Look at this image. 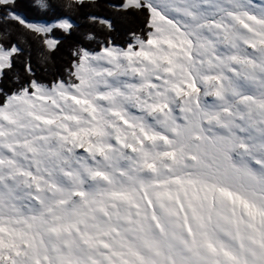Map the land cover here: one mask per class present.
<instances>
[{
    "label": "snow or ice",
    "instance_id": "obj_1",
    "mask_svg": "<svg viewBox=\"0 0 264 264\" xmlns=\"http://www.w3.org/2000/svg\"><path fill=\"white\" fill-rule=\"evenodd\" d=\"M16 6L0 0V264H264V0H122L143 16L126 46L79 47L51 82L29 57L5 90L14 36L52 53L75 28Z\"/></svg>",
    "mask_w": 264,
    "mask_h": 264
},
{
    "label": "trees",
    "instance_id": "obj_2",
    "mask_svg": "<svg viewBox=\"0 0 264 264\" xmlns=\"http://www.w3.org/2000/svg\"><path fill=\"white\" fill-rule=\"evenodd\" d=\"M122 0H100L99 8H81L78 11L63 10L60 8L51 12H42L31 7L30 0H17L15 11L32 22L52 23L55 19H69L75 25L71 35H66L60 30L53 32L54 38L58 41L57 50L47 53V50L38 42L27 40L24 37H13L24 55L14 58L15 65L13 71L5 70L8 74L3 78L5 90L12 87L11 78L14 74L25 76L24 61L30 57L33 71L36 78L41 82H51L53 78L64 75V68L72 59V52L84 47L89 50H98L99 42L110 38L118 46H126L131 40V33H140L143 24V16H124L118 13L113 6H118ZM89 15H97L109 19L113 23L114 30L108 29L99 24H93L88 20ZM91 34L96 37L95 41L85 39V36ZM49 56L47 64L41 63V53Z\"/></svg>",
    "mask_w": 264,
    "mask_h": 264
},
{
    "label": "rangeland",
    "instance_id": "obj_3",
    "mask_svg": "<svg viewBox=\"0 0 264 264\" xmlns=\"http://www.w3.org/2000/svg\"><path fill=\"white\" fill-rule=\"evenodd\" d=\"M34 23H38V24H50V23H46V22H34Z\"/></svg>",
    "mask_w": 264,
    "mask_h": 264
}]
</instances>
